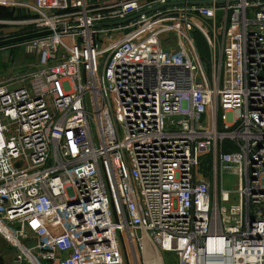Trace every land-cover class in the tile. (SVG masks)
<instances>
[{"label": "built area", "instance_id": "built-area-1", "mask_svg": "<svg viewBox=\"0 0 264 264\" xmlns=\"http://www.w3.org/2000/svg\"><path fill=\"white\" fill-rule=\"evenodd\" d=\"M1 3L51 32L21 42L29 85L0 77V264H264V0ZM161 9L183 27L135 29L99 62L102 36ZM186 15L208 25L206 74Z\"/></svg>", "mask_w": 264, "mask_h": 264}, {"label": "rangeland", "instance_id": "rangeland-1", "mask_svg": "<svg viewBox=\"0 0 264 264\" xmlns=\"http://www.w3.org/2000/svg\"><path fill=\"white\" fill-rule=\"evenodd\" d=\"M14 11L17 9L13 8ZM19 10V9H18ZM164 10V9H161ZM20 13V12H19ZM16 12V14H19ZM187 24H184L186 28V32L192 37L193 46H194V54L198 61L201 63L205 74L207 73V47H208V25L207 23L195 16L186 15ZM10 23H2L0 22V39L7 38L15 35L24 34L23 30L16 27L15 23L11 21H16L13 19H8ZM183 15L180 12L169 13L164 10L160 13L156 14V16H151L145 19L144 21L134 24L132 26H128L125 28H121L119 30L113 31L111 37L106 40V36H102L101 40V48L103 49V53H101V57L99 62L105 54L107 50L111 47V45L121 36L127 35L134 31L135 29H145V32L154 31L155 25H160L162 27L170 26V28L183 27ZM133 33V32H132ZM131 33V34H132ZM109 35V34H108ZM107 35V36H108ZM169 37L166 41L162 42L163 46H167L170 44L172 47L175 44L176 36L174 31L170 30ZM23 42V41H21ZM16 42L7 47L0 48V77L6 78L10 87L19 85V84H30V75L37 68L34 65V58L32 52L28 50L25 43ZM19 60L21 62H15ZM101 64V63H100ZM101 65H99L100 70ZM208 156V155H207ZM205 156V157H207ZM237 184V177L231 173H226L222 175V188L228 190L229 201L225 203L227 206L230 203L236 202V193L232 190L235 188ZM6 247L4 243L0 240V253H4ZM130 251L132 254V250L124 251V259L126 264H141V256L139 252H137V263L133 262V258L130 255ZM148 251H146L147 253ZM146 255V254H145ZM164 264H175L174 258L172 254L165 253L164 255Z\"/></svg>", "mask_w": 264, "mask_h": 264}, {"label": "water", "instance_id": "water-1", "mask_svg": "<svg viewBox=\"0 0 264 264\" xmlns=\"http://www.w3.org/2000/svg\"><path fill=\"white\" fill-rule=\"evenodd\" d=\"M205 2L206 1H189V3H192V4L205 3ZM182 3H184V2H182V1H171V2H166V3H162V4H157L151 8L130 14V15L122 18V19L97 23V24H95V26L103 27V26H113V25L125 23V22L132 20V19L137 18L140 14L148 13L152 10L159 9V8H162V7H165L168 5H175V4H182ZM50 32L51 31L49 29H44V30H39V31H35V32H29V33H25V34L15 35V36L7 37V38H2V39H0V47L6 46V45H11V44L16 43V42L25 41V40H28L30 38H34L37 36H42V35L48 34Z\"/></svg>", "mask_w": 264, "mask_h": 264}, {"label": "trees", "instance_id": "trees-1", "mask_svg": "<svg viewBox=\"0 0 264 264\" xmlns=\"http://www.w3.org/2000/svg\"><path fill=\"white\" fill-rule=\"evenodd\" d=\"M16 12L20 13L16 14ZM23 16L24 14L22 13L21 9L14 11L13 9H7L0 6V19H16Z\"/></svg>", "mask_w": 264, "mask_h": 264}, {"label": "crops", "instance_id": "crops-1", "mask_svg": "<svg viewBox=\"0 0 264 264\" xmlns=\"http://www.w3.org/2000/svg\"><path fill=\"white\" fill-rule=\"evenodd\" d=\"M0 6L1 7H5V8H7V9H21V11H22V13L24 14V16L23 17H19V18H16V20H18V19H22V18H24V17H26L27 16V13H26V11L25 10H23L22 8H17V7H13V6H7V5H3L2 3H1V0H0ZM13 20H15V19H13ZM0 22H2V23H6V22H10L8 19H0Z\"/></svg>", "mask_w": 264, "mask_h": 264}, {"label": "bare ground", "instance_id": "bare-ground-1", "mask_svg": "<svg viewBox=\"0 0 264 264\" xmlns=\"http://www.w3.org/2000/svg\"><path fill=\"white\" fill-rule=\"evenodd\" d=\"M148 251V250H147ZM151 253H149V251L146 253V255H145V262H146V264H152V260H151V258L148 256V255H150Z\"/></svg>", "mask_w": 264, "mask_h": 264}]
</instances>
